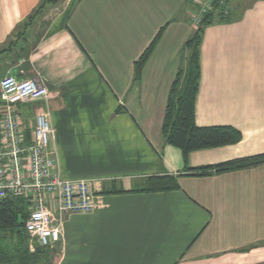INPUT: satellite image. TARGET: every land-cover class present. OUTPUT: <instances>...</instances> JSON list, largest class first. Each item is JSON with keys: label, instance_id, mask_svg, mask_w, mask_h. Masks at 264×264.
<instances>
[{"label": "crops", "instance_id": "crops-1", "mask_svg": "<svg viewBox=\"0 0 264 264\" xmlns=\"http://www.w3.org/2000/svg\"><path fill=\"white\" fill-rule=\"evenodd\" d=\"M196 1L64 0L45 6L23 36L16 28L42 0H0V78L48 88L47 101L19 106L22 120L45 108L56 173L96 192L92 210L64 217L39 264H264V163L186 170L264 154V0H230L236 17L204 28L196 125L228 126L241 139L184 162L162 125L180 51L197 28ZM165 174L178 189L104 192Z\"/></svg>", "mask_w": 264, "mask_h": 264}, {"label": "built area", "instance_id": "built-area-1", "mask_svg": "<svg viewBox=\"0 0 264 264\" xmlns=\"http://www.w3.org/2000/svg\"><path fill=\"white\" fill-rule=\"evenodd\" d=\"M196 2L198 7L190 16L195 25L216 4L225 13L230 10L226 0ZM48 98V88L32 78H0V202L20 197L29 203L24 228L30 251L36 246H50L64 217L89 212L96 196L91 181L63 179L56 173V156L50 148L54 130L48 111L35 108L27 124L22 120L19 106L35 105Z\"/></svg>", "mask_w": 264, "mask_h": 264}, {"label": "trees", "instance_id": "trees-1", "mask_svg": "<svg viewBox=\"0 0 264 264\" xmlns=\"http://www.w3.org/2000/svg\"><path fill=\"white\" fill-rule=\"evenodd\" d=\"M59 0H42L38 7L16 28L24 36L27 30L41 13L45 6H54ZM230 0H226L229 4ZM236 17L234 8L225 13L220 5L205 14L191 37L185 42L183 50L187 52L186 68L177 73L168 94L164 111L162 133L169 145L180 149L184 162L188 153L203 148L218 147L237 143L241 139L239 131L228 126L200 127L195 122V99L199 88L200 43L204 28L214 23L230 22ZM161 30L156 34L140 58L135 62L134 79L140 78L141 69L152 52ZM264 163V154L234 159L215 165L198 168L186 167L187 174L192 176H206L212 171L245 168ZM177 177L173 175H152L140 181L129 191L113 189L105 193L121 192H158L178 189ZM102 192V193H104ZM28 202L20 197H7L0 202V264H39L44 262L46 247L36 246L30 251L27 245V234L24 223L28 216Z\"/></svg>", "mask_w": 264, "mask_h": 264}, {"label": "rangeland", "instance_id": "rangeland-1", "mask_svg": "<svg viewBox=\"0 0 264 264\" xmlns=\"http://www.w3.org/2000/svg\"><path fill=\"white\" fill-rule=\"evenodd\" d=\"M244 3L246 4V3H248V0H245L244 1ZM61 4L63 5L64 4V0H59V2H58V4H56V5H54V6H61ZM191 5V4H190ZM58 6V7H59ZM191 7H192V11H195L196 9H197V7H198V5H197V2L195 3V2H193L192 3V5H191ZM44 20H46V19H44ZM179 56H180V59H181V63H180V67H182V68H184L185 67V65H186V52H185V50H181L180 51V54H179ZM28 243H29V241H28V238H27V245H28ZM36 244L34 243V246H35Z\"/></svg>", "mask_w": 264, "mask_h": 264}]
</instances>
